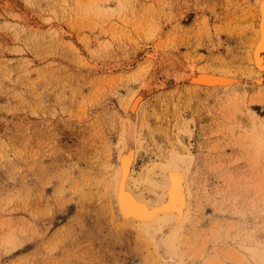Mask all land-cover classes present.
<instances>
[{"label":"rangeland","instance_id":"1","mask_svg":"<svg viewBox=\"0 0 264 264\" xmlns=\"http://www.w3.org/2000/svg\"><path fill=\"white\" fill-rule=\"evenodd\" d=\"M86 1L0 0V264L253 262L239 241L247 231L264 246V146L239 137L253 120L264 142L251 60L260 0H106L101 16ZM203 68L241 81L194 91L185 79ZM125 139L144 179L172 152L191 157L183 256L122 224L113 186Z\"/></svg>","mask_w":264,"mask_h":264},{"label":"bare ground","instance_id":"2","mask_svg":"<svg viewBox=\"0 0 264 264\" xmlns=\"http://www.w3.org/2000/svg\"><path fill=\"white\" fill-rule=\"evenodd\" d=\"M87 3L88 4H86L84 12L85 11L92 12V14L95 16H101L105 12H107V10L109 8H111L110 3H108L106 0H91ZM77 10L79 12L81 10L80 7H73L72 8V11L77 12ZM251 60H252L253 66L256 69V72L258 74H262L261 76L254 77L252 80V83L254 85L260 87L264 84V0H260L258 2L257 39L254 42L253 47L251 49ZM185 80H187L189 88H191L192 90H194V91L201 90V91H209V92H211L212 89L219 90L222 88L234 87L235 85H237L241 81L238 78H235V77H232L230 75L225 74V72H223V71H220V70L215 71V70L210 69V68H203V69H198L196 71H192L186 77ZM236 98L239 99V96ZM141 99L142 98L140 95L134 96L133 100L131 101V103L129 105V110H128L129 113L135 114ZM248 103H250V102H248ZM235 104H237V102ZM248 105H250V104H248ZM236 106L238 107V104L235 105V108H236ZM241 109H242V107H241ZM242 111H244V110H242ZM242 111H240V112H242ZM237 112H238V110H237ZM249 112L247 109L246 114H248V115L253 111H251L250 113ZM238 114H239V112H238ZM238 114L235 112V116ZM252 116L256 117L257 115H256V113L255 114L253 113ZM238 117H240V115ZM238 117H236V118H238ZM257 117H259V116H257ZM247 119H249V117ZM235 121H238V119H236ZM245 121H247V120H245ZM238 122H236V123L240 124L241 121H238ZM241 124H242V122H241ZM249 124L250 125L252 124L251 127L253 126L255 128L251 129L249 127L250 126ZM249 124H248V126L243 124L244 126H246V128L249 127L251 130H249V132H247L248 130L246 129V134L245 135L240 134L239 138H241V140L240 139L239 140L245 145V147L247 145L253 146L254 150L258 152L260 147L264 146L263 145L264 142H262V137H261V133H263L262 128H261V133H260V130L257 129V126L253 120ZM243 125H241L242 128H243ZM123 143H124L123 148L118 153L116 178H115V182H114V186H113L115 201H116V208L118 211V215H120V217H121L122 224L123 225H128V224L134 225L139 230H142L143 233H146L147 235L151 236L152 238H156L158 235H160L161 238H165V239L170 240L171 241L170 253L174 257L173 252L177 253L176 248L174 247L175 242L181 236H184L185 233L182 235L181 232H182L184 226L186 225V223L189 222L190 219H192L191 218L192 213H193V207L192 206H193L194 201L196 200L194 198L193 187H192L193 181H192L191 177L189 176V172H190L189 167L191 164V157L189 156V154L186 157L185 156L182 157L178 153L172 152L167 164L161 165V164L155 162L156 164L151 166L150 171L147 169L148 172H150V174L147 173L148 176H145L147 178L144 179L143 178L144 176L141 177L137 173V171H136V174H138V176L134 175L135 163H136V157H137L136 149L133 147L132 143L126 139L123 141ZM249 178H251V177L249 176ZM158 179L162 180L163 182L159 183ZM246 179L244 180L245 182H246ZM133 187L139 188L140 191L136 192V190ZM248 187H249V184H248ZM26 196H27V194H26ZM235 196H236V194H235ZM201 199H202V197H201ZM25 204H26V201H25ZM201 204H199V205L201 206ZM37 207H39V206H37ZM258 207L259 206H257V208ZM195 208H198L197 204H196ZM240 208H242V207H240ZM203 209H205V208H203ZM254 209H256V208H254ZM195 210H197V209H195ZM215 211H217V210H215ZM244 214L245 213L243 210V214H242L243 217H244ZM257 215H258V213H257ZM195 216H193V217H195ZM195 218L198 219L197 217H195ZM257 220H258V217H257ZM214 223H215V221H214ZM222 226H223V224H222ZM220 228H222V227H220ZM210 229H211V227H210ZM213 229L215 230L214 225H213ZM229 229H230V227H229ZM225 230H226V228H225ZM252 230H253V228H252ZM216 233H218V232H216ZM197 235H199V234H197ZM210 236H212V235H210ZM224 236H225V234H224ZM220 238L222 239L223 237H220ZM227 238H229V237H227ZM227 238L224 237L223 240H225V239L228 240ZM251 239H250L247 231H245V232L243 231L242 237L239 241V243H240L239 247L241 246V248H243V249H245V247L247 245L249 247H252V248H250L251 254H250V256L248 254V256L251 257L253 262L246 259L245 256L242 255L241 256L242 258H240V259L233 257L234 259L232 258L231 260L228 261L230 263H228L223 259L222 256H220V254L217 253L214 256H212L210 254L212 257L210 256L207 259V261L203 262V264H206L207 262H208L207 264H260V262L263 261V259H264L262 257V253L264 255V252H262V249L264 246L261 243V239L259 238V234H255L253 237V240H251ZM218 241H220V240H218ZM199 247H198V249H199ZM203 248H204V246H203ZM203 248H201V249H203ZM232 249H233V247H232ZM232 249H231V254L232 253L236 254L237 251L234 253V252H232ZM197 251H200L199 253H202L201 250H197ZM177 254L179 255L181 253H177ZM197 255L199 256V254H197ZM180 256H183V255L181 254ZM228 259H229V257H228Z\"/></svg>","mask_w":264,"mask_h":264}]
</instances>
